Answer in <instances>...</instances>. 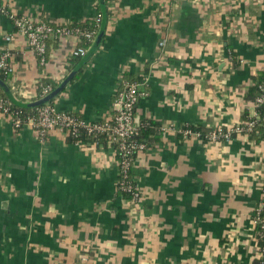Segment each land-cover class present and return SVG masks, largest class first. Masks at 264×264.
<instances>
[{
    "label": "crops",
    "instance_id": "crops-1",
    "mask_svg": "<svg viewBox=\"0 0 264 264\" xmlns=\"http://www.w3.org/2000/svg\"><path fill=\"white\" fill-rule=\"evenodd\" d=\"M2 7L51 24L101 17L99 0ZM109 9L99 46L52 101L101 121L117 108L119 79L145 76L135 116L159 121L162 132L131 166L140 198L117 191L112 146L69 143L58 129L41 138L0 114V264H255L264 129L219 144L179 129L228 126L252 113L256 94L248 92L264 71V0H111ZM76 45L74 36L52 39L40 63L0 10L9 88H22L24 99L35 100L37 81L56 88L64 80L82 58L70 66Z\"/></svg>",
    "mask_w": 264,
    "mask_h": 264
},
{
    "label": "built area",
    "instance_id": "built-area-1",
    "mask_svg": "<svg viewBox=\"0 0 264 264\" xmlns=\"http://www.w3.org/2000/svg\"><path fill=\"white\" fill-rule=\"evenodd\" d=\"M1 13L8 15L12 20L13 26L18 34H21L25 38L26 46L39 56L40 63L45 62V56L47 53L48 42L50 40H63L69 36H74L79 45L73 47L68 57H83L87 52V47L80 44L82 40L87 41L89 45L94 41L101 22V17L97 16L94 22L98 27L85 29L77 24H51L43 20H36L26 15L17 14L16 12H10L5 8H1ZM14 38L12 34H6L5 40L11 41ZM164 41H160V45H163ZM12 53L7 50H0V68L9 75L14 72L12 64ZM229 61L231 55L228 56ZM13 77V76H12ZM38 83V81H37ZM118 84L122 86L121 89H117L116 110L110 118H106L101 121L88 122L72 112L56 110L54 105L49 103L45 104L39 111L36 118H30L27 121L22 122L15 117L9 110L8 105L0 100V114L6 116L15 128H20L25 125H30L39 137H44L50 130L58 129L68 132L69 130L76 132L79 128H83L88 133L103 134L107 137L108 145L113 147L116 144L114 152L117 155L116 165L118 167V178L116 182L117 191H130L132 192L131 201H136L140 198V192L136 184H133V178L128 174L130 167V160L133 154H138L146 149V144L137 142L133 139L138 134L142 121L138 120L135 116V104L140 97H145L147 92L144 89L143 84L138 81H125L120 78ZM40 93L37 91L34 94L35 100L47 95L51 92L52 85L50 83L40 84ZM258 92L253 97L251 105L253 107L252 113H249L245 118L234 122L228 126L215 125L208 128V132L205 135V143L219 144L221 142H229L236 136H250L262 128L264 129V85L259 83L257 85ZM19 95H23L25 92L22 88H14L13 91ZM24 101H34L30 99ZM30 99V100H29ZM179 131L184 137H192L201 139L198 132L191 130L189 126L180 128ZM260 146L263 149L264 156V133L261 136ZM260 190L262 191L261 202L256 206L252 214V225L255 230L257 249L260 257L264 258L262 254V248L259 246L261 242L264 244V170L261 173Z\"/></svg>",
    "mask_w": 264,
    "mask_h": 264
},
{
    "label": "trees",
    "instance_id": "trees-1",
    "mask_svg": "<svg viewBox=\"0 0 264 264\" xmlns=\"http://www.w3.org/2000/svg\"><path fill=\"white\" fill-rule=\"evenodd\" d=\"M104 2L106 5V12H107V14H109L110 13L109 4H110L111 0H104ZM77 25H80L81 27H83L85 29H91V28L98 27L96 25V23L94 22V20H90V21L86 20L85 22L77 23ZM97 29L99 30V28H97ZM80 44L83 46H86V47L89 45V43L87 41H84V40H82L80 42ZM73 58H74V60H72ZM233 62H234V60H233ZM76 63H77L76 57H72L69 59V64L71 67L74 66ZM122 78L125 81H134L135 80L141 84H144V82H145V76L143 74L137 75L134 77H131L128 75L127 76L123 75ZM0 79L2 81L6 82V84L8 86H10V87L12 86V84L10 82V75L6 74L1 68H0ZM255 81H256L255 84H252L250 89H249L248 97H250L251 95H255L258 92L257 85L259 83L264 85V71L259 72L257 74ZM45 83H50L52 85V89H54L55 86L57 85V83H53L47 79L40 80L38 82V92L39 93H40V87H39L40 84H45ZM121 88H122V86L119 85L118 89H121ZM14 95L16 96V98H18L22 101L25 100L24 98H22L21 95L17 94L16 92L14 93ZM34 98H37V97H34ZM0 100L2 102H4L5 104H7L8 108L12 112V114L15 117H17L18 119H20L22 122L27 121L30 118H36L40 109L45 105V104H40V105H34V106H21V105L14 104L13 102H11L8 99L7 95L2 90L1 86H0ZM48 103L50 105H53L52 100H50ZM261 109H264V108H261ZM161 127L162 126H161L160 122L157 120H154V119L142 120V126L140 127L138 134L135 135L133 137V139L137 142H142V143L146 144V146L148 144L153 143V142H157V141H159V137H160V134L162 132ZM189 127L194 132H198L200 134L201 139H203L204 142L206 141L205 135L208 132V128H205L201 125H195V126H189ZM181 135L182 134H180V136ZM64 136H65V139L67 140V142H69V143H79V144H84V145L85 144H93V143L94 144L102 143L104 146H107V144H108L107 137L105 135L96 134V133H88L83 128H79L76 132H73L72 130L71 131L69 130L68 132L64 131ZM113 147L116 148L117 147L116 144H113ZM136 156H137V154H133L131 157V160H130V167L128 169V174L130 176L132 175L131 166H132L133 161L136 158ZM116 158L118 159V154L116 155ZM132 183L135 184L134 181H132ZM119 192L122 194V196L125 199H129V200L132 199V192H130V191H119ZM259 246L263 247L262 248V254H264V244H262L260 242ZM255 264H264V258L263 257L257 258L255 260Z\"/></svg>",
    "mask_w": 264,
    "mask_h": 264
},
{
    "label": "water",
    "instance_id": "water-1",
    "mask_svg": "<svg viewBox=\"0 0 264 264\" xmlns=\"http://www.w3.org/2000/svg\"><path fill=\"white\" fill-rule=\"evenodd\" d=\"M100 8H101V22L99 26L98 33L92 42L90 48L87 50L86 54L80 59V61L77 63V65L71 70V72L64 78V80L51 92H49L47 95L34 100V101H22L12 93L9 86L6 84V82L2 81L0 79V86L2 90L7 95L8 99L13 102L14 104L21 105V106H34V105H40V104H47L50 100L55 98L63 89L64 87L73 79L78 69L89 59V57L94 53V51L97 49V47L100 44V41L103 37V34L106 29V5L104 0H99Z\"/></svg>",
    "mask_w": 264,
    "mask_h": 264
}]
</instances>
